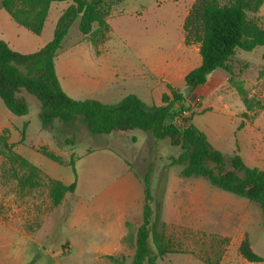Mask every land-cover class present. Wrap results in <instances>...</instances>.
Wrapping results in <instances>:
<instances>
[{
	"label": "rangeland",
	"instance_id": "1",
	"mask_svg": "<svg viewBox=\"0 0 264 264\" xmlns=\"http://www.w3.org/2000/svg\"><path fill=\"white\" fill-rule=\"evenodd\" d=\"M194 1L102 0L108 17L111 16L110 36L104 39L95 32L84 35L77 18L55 57L58 72L66 73L61 76L65 91L75 98H96L107 103H117L129 93H135L149 105L161 104L162 93L169 92V71L165 65L180 51L178 31L181 35L182 29L177 26L178 19L188 14ZM71 3L72 0L52 2V10L40 34L18 24L0 6V34L14 49L34 52L53 37L58 18L55 19V15ZM257 15L264 23V3ZM194 54L186 70L201 62L200 52ZM263 54L262 45L252 50L238 48L228 68L213 70L204 84L191 88L186 99L173 107L179 123L182 116L192 115V122L206 133L215 147L226 154L238 152L249 165L260 168L264 167ZM74 69L91 71L94 77L91 80L80 78ZM172 81L181 91L187 87L181 78ZM23 94L30 97V111L22 116L12 114L0 98V124L3 125L0 134L3 128H8V140L15 144L14 151L38 165L47 175L65 180L74 178L71 165L58 163L38 151L43 144L63 153L66 159L76 158L82 173L81 191L86 195L96 193L117 176L119 161L124 163L125 157L142 178L151 168L153 199L150 204L153 208L160 204L159 230L168 216L169 224L164 230L174 249L159 257L156 264H264V260H247L239 250L240 240L247 234L253 249L264 257V213L259 202L223 190L204 177L193 176L189 179L199 180L207 190L247 201L234 218V222L247 224V229L243 232L238 230L237 224H224L226 211H210L206 219L211 222L204 225L199 224L197 208L190 207V212L186 209L183 213L178 194L181 179L186 176L181 174L183 165L170 163L181 148L172 145L168 137L157 139L138 128L93 134L81 118L66 124L56 120L43 131L39 119L40 101L32 94ZM182 106L185 110L178 112ZM27 120V136L21 139L23 123ZM241 121L244 124L239 128ZM24 175V169L12 165L0 152V264H33L35 261L36 264H131L135 248L127 243L113 254L96 253L92 244L100 241V232L76 233L81 238L73 241L75 246L66 242L70 234L67 214L71 200L53 204L47 177L42 174L43 184L30 188L19 180ZM167 179L174 181L171 195ZM199 185L190 183L191 188ZM71 196L68 193V197Z\"/></svg>",
	"mask_w": 264,
	"mask_h": 264
},
{
	"label": "trees",
	"instance_id": "2",
	"mask_svg": "<svg viewBox=\"0 0 264 264\" xmlns=\"http://www.w3.org/2000/svg\"><path fill=\"white\" fill-rule=\"evenodd\" d=\"M65 0H1L0 6L20 25L40 34L45 26L52 2ZM264 0H195L184 20L185 42L198 43L201 63L185 75V84L195 88L204 84L209 74L217 68H228L229 61L238 48L252 50L264 46V23L259 12ZM108 9L102 0H72L57 19L53 37L38 50L23 53L14 49L0 37V98L15 115L29 113L26 94L40 101L39 119L44 128L56 120L63 123L81 118L93 134H109L116 130L141 129L155 138L168 137L171 144L181 151L171 159V164L183 165V176H200L211 184L260 203L264 213V167L249 165L243 156L234 152L226 154L215 147L206 133L192 122V115L176 120L175 104L186 97L181 90L168 85L169 92L162 94V103L149 105L137 94L129 93L117 103H105L95 98H74L61 85L55 57L62 47L72 23L79 18V30L97 37L110 36ZM101 39V38H96ZM94 40L95 44L98 42ZM264 59V54H263ZM185 110L181 107L178 112ZM28 121L23 123L22 138L26 136ZM244 124L241 121L239 128ZM8 128L0 134V152L12 165L25 170L19 177L26 187L42 185V174L49 180L52 202L59 205L66 194L73 193L77 185L75 158L64 159L43 144L38 151L48 158L71 165L74 180L65 184L50 177L27 157L14 151V143L8 140ZM150 171L143 176L145 203L143 221L139 226L127 221L128 232L123 241L135 248L131 264H156L157 259L174 251L166 236V223L158 229L160 204H150L153 195L150 188ZM243 257L252 262L263 261L247 234L240 242ZM115 258L114 256H111Z\"/></svg>",
	"mask_w": 264,
	"mask_h": 264
},
{
	"label": "crops",
	"instance_id": "3",
	"mask_svg": "<svg viewBox=\"0 0 264 264\" xmlns=\"http://www.w3.org/2000/svg\"><path fill=\"white\" fill-rule=\"evenodd\" d=\"M65 8L66 7L60 8V11L55 15V19L60 16V14L63 12ZM110 17L111 16L108 17V22L111 26L110 32H112V24L110 22ZM185 17H186L185 15L179 17L180 19H178V23H177L179 29H182L181 35L180 32L178 31L177 48L180 49V51L175 53L171 58L172 59L171 62H167L165 65V69L169 71L168 85L170 84L177 89L180 87L174 86L172 79L181 78L184 80V84H185V75L192 68L198 66L201 63V62L200 63L196 62V64L191 69L186 70L188 64L194 60V56H195L194 53L199 52V44L197 43L191 45L185 42V30H184ZM1 35L3 34H0V37L6 40L5 36H1ZM7 41L10 44V41L9 40ZM55 65H56V59H55ZM56 70H57V65H56ZM74 70H75L74 72L77 73L80 78L91 80L94 77V73L91 71L80 72L76 69ZM57 74L59 76L62 85L61 76L66 73L64 72L59 73L57 70ZM72 77L73 76L70 75V78ZM26 98L29 104L30 97L26 96ZM0 126L3 125L0 124ZM42 128H43L42 130L45 131V128L44 127ZM26 136H27V132H26ZM45 139L50 140L47 137ZM54 145L57 146L56 144ZM57 147L60 149L59 146ZM49 148L52 149L50 146ZM58 154H60L63 157V153L60 152ZM125 158L130 165H128L126 161H124V163L122 161H119L120 164L119 174L115 176L112 180H110L104 187H102L100 190H98L96 193L92 195H86L81 191L82 173L78 168V164L76 165V158H75V166L77 169L76 189L73 193H71L72 195L71 197H68V194H66L65 196V200L68 199L71 200L70 209L67 214V220H69L68 231L70 234L69 236H66L65 239V241L66 242L68 241L71 246H75V242L73 241L75 240L77 241L79 240V238H81L79 235H76V233L78 232L86 231L91 234L92 233L97 234L98 232H100L101 233V238L99 239L100 241L93 242L92 244L93 248L96 249V253L113 254L115 251H121L126 245L123 239L128 232L127 221L136 223L137 226H139L142 223L143 207L145 203V188H144L143 178L131 165L130 159L128 157ZM108 159L113 161V159L109 156ZM51 177L56 178L54 176ZM189 177L194 178L193 176H189ZM189 177H186V179H181L182 181L178 179V183H180L181 181L180 183L181 189L178 195L182 202L181 206L183 207V213H186V209L190 212L189 209L190 207L192 209L197 208V215L199 216V220H198L199 224L204 225L211 222L210 220L206 219V216L210 215L209 214L210 211L217 209L219 211L220 210L226 211V214L224 215L225 219L223 223L226 225L237 224L239 226L238 228L239 231L240 230L243 232L246 231L247 224L243 223L242 221H239L238 223L234 222V218L237 216L236 214L238 213V210L241 209L243 210L244 206L247 204V201H244L243 198L238 199L236 197H233L232 195L229 196L224 195L223 192L217 193L211 190H207L204 184L201 183L199 180L198 181L196 179L190 180ZM57 179L62 180L65 184H70L74 180V178L72 177H69L68 180H65V178H57ZM169 181L170 180L167 179L166 182L168 183V189H169L168 193L171 195V193H173L171 190L172 189L171 185L174 183V181L173 180L170 182ZM195 182L198 185L201 184V186L199 185L197 187L191 188L190 183H195ZM166 199H170V198H166ZM63 204H65L64 200H63ZM163 208H164V203H163ZM164 221L166 222V224H169L168 216L165 217ZM39 244H42V242L39 241ZM36 263L37 261H35L33 264ZM19 264H24V263H19Z\"/></svg>",
	"mask_w": 264,
	"mask_h": 264
},
{
	"label": "water",
	"instance_id": "4",
	"mask_svg": "<svg viewBox=\"0 0 264 264\" xmlns=\"http://www.w3.org/2000/svg\"><path fill=\"white\" fill-rule=\"evenodd\" d=\"M190 90H191V87L187 86L182 89V93L184 94V96H187Z\"/></svg>",
	"mask_w": 264,
	"mask_h": 264
}]
</instances>
